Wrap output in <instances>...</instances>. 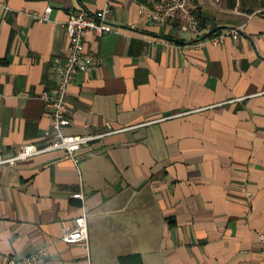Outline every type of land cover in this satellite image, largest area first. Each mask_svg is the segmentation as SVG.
<instances>
[{
    "label": "crops",
    "instance_id": "0c3cea01",
    "mask_svg": "<svg viewBox=\"0 0 264 264\" xmlns=\"http://www.w3.org/2000/svg\"><path fill=\"white\" fill-rule=\"evenodd\" d=\"M144 0H0V151L41 148L52 129L42 94L68 47L71 14L108 8L113 30L90 35L101 64L68 90L66 133L105 134L76 154L0 167V263L264 264V0L199 6L195 47L172 23L139 14ZM48 6L52 11L40 21ZM109 131H112L109 133ZM108 133V134H107ZM87 216L88 250L63 240Z\"/></svg>",
    "mask_w": 264,
    "mask_h": 264
},
{
    "label": "built area",
    "instance_id": "2783aa9c",
    "mask_svg": "<svg viewBox=\"0 0 264 264\" xmlns=\"http://www.w3.org/2000/svg\"><path fill=\"white\" fill-rule=\"evenodd\" d=\"M221 4V0H144L139 3V14L151 23H173L180 32L190 34L195 39L193 44L195 47H201L205 43L222 44L227 38L237 40L239 37V28H229L204 37V29L195 11L202 5L220 10ZM51 11L52 7L48 6L43 16L34 17L45 21ZM108 13L106 7L91 16L85 12L69 16L65 23L68 38L67 52L65 56L56 59L51 67V72L56 77V87L41 96L51 120L50 139L41 148L18 146L10 155L0 151V167H15L34 156L49 152H63L66 157L77 162L76 154L81 149L105 135L92 133L88 125L85 132L80 135L68 134L66 129L71 124L67 108L68 90L79 73H89L101 64V60L96 55L86 51L85 44L90 35L101 37L113 30L108 20ZM63 240L82 244L88 250L89 231L86 215L81 217L76 225L64 229ZM260 243V253L264 260V235H261ZM46 254V250H41L27 257L7 258L0 264H36Z\"/></svg>",
    "mask_w": 264,
    "mask_h": 264
},
{
    "label": "trees",
    "instance_id": "16d2710c",
    "mask_svg": "<svg viewBox=\"0 0 264 264\" xmlns=\"http://www.w3.org/2000/svg\"><path fill=\"white\" fill-rule=\"evenodd\" d=\"M227 2L229 6H234L236 0H227ZM249 3H250L249 13H252L256 8L263 6V2H261V0H249ZM195 14L198 17L201 26L205 27L206 20L203 18L202 13L199 10H196ZM209 36H211V33L209 34ZM119 262L120 264H143L139 254L121 256L119 258Z\"/></svg>",
    "mask_w": 264,
    "mask_h": 264
},
{
    "label": "rangeland",
    "instance_id": "374dc122",
    "mask_svg": "<svg viewBox=\"0 0 264 264\" xmlns=\"http://www.w3.org/2000/svg\"><path fill=\"white\" fill-rule=\"evenodd\" d=\"M219 11H223V6H222V4H221V7H220V10Z\"/></svg>",
    "mask_w": 264,
    "mask_h": 264
}]
</instances>
